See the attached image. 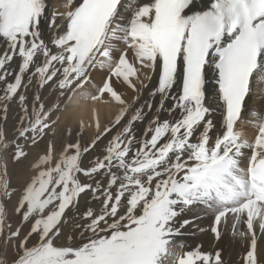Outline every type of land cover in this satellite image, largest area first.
<instances>
[{
    "label": "snow or ice",
    "instance_id": "6c2138e0",
    "mask_svg": "<svg viewBox=\"0 0 264 264\" xmlns=\"http://www.w3.org/2000/svg\"><path fill=\"white\" fill-rule=\"evenodd\" d=\"M63 6L67 11L49 13L47 0H0L6 45L0 113L6 123L12 102L20 112L11 135L0 127V264H225L220 251L189 248L179 239L193 223L179 217L193 206L211 214L217 240L229 226L249 238L242 264H261L264 113L250 112L257 128L252 141L236 126L253 78L264 81V0H131L127 15L124 0H66ZM14 58L17 70L10 72ZM96 70H106L98 85ZM143 70L156 83L140 104L133 80L147 88ZM114 78L138 92L131 104ZM89 84L96 91L85 98L119 105L113 121L101 132L97 119L86 146L79 139L83 122L75 142L58 150L49 140L30 164L34 174L14 188L6 154L14 164L26 159L28 148L54 132L63 100ZM33 86L54 87L57 102L45 103L39 93L30 101ZM105 136L102 153L85 165L82 157ZM82 196L99 209L88 207L73 221L76 231L57 244Z\"/></svg>",
    "mask_w": 264,
    "mask_h": 264
},
{
    "label": "bare ground",
    "instance_id": "6f19581e",
    "mask_svg": "<svg viewBox=\"0 0 264 264\" xmlns=\"http://www.w3.org/2000/svg\"><path fill=\"white\" fill-rule=\"evenodd\" d=\"M130 2L131 0H124L125 15H127L126 9L128 3ZM65 3L66 0H47L48 12L51 13L53 11H67V9L63 6ZM44 34L45 38L47 39L49 33L46 27L44 28ZM5 47L6 45L2 41H0V55H3ZM129 58L131 59V56ZM17 65L18 58H14L8 66V71H16ZM105 74L106 70L93 71L92 80L94 84H100ZM140 75L141 80H143L144 83L148 85V87L141 89L139 81L133 80V82H136V88L139 90V93H142L140 97V104H143L144 101L149 98L148 94L151 91L152 87L155 85L156 79L153 78L152 81L146 79L147 75H151L148 70H143ZM8 79L12 80V76H9ZM113 85L116 90L123 95L124 99L130 104L132 103L133 98L138 95V92H133L132 89H130L126 84H124L122 81H117L115 78L113 79ZM206 87L208 89L209 94H211L214 90V84L209 83ZM95 91L96 88L94 87V85L89 84L81 91L80 94H74L71 100H63V103L61 104V110L55 113V115L53 116V119H56V116H59V122L56 125L54 132H50L53 139H57L56 141H58L59 139L62 142L61 145L64 143H69V135L66 134V137L60 136V134L65 135V130L67 128H71L72 132L74 130L78 132L79 125L81 122H83L84 129L79 139L81 144L84 143L86 145L89 144L93 139L94 135L97 134L95 128V123L97 119L99 120L101 132L103 131L106 125H109L113 121L119 108V105H116L114 102L97 103L85 98L88 94L95 93ZM37 93L42 96L45 103L49 104L57 102V97L59 95L54 87L46 86L44 89H38L33 86L27 89V95L30 101L32 97L35 96ZM0 94H2V91H0ZM158 99V97L154 98L156 103H158ZM107 100L108 98L105 97V101ZM138 106L139 104L134 105V107ZM252 110H257L261 113H264V81H258L257 78L252 81V92L247 100L246 110L243 113L241 121L236 126L237 130L242 133V138L249 141H252L257 133V128L255 126V118L250 115V112ZM19 114L20 112L17 103H10L8 110V120L6 123L2 118V113H0V127H4L6 131L11 135L12 133L9 130L11 129V126L13 129V125L17 122ZM130 114L131 113H129V115ZM215 119L217 121L220 119L219 113L215 114ZM136 128L137 132L141 131V126L139 124L136 126ZM213 135H215V133H213ZM76 138L77 136L74 137V142ZM108 139H110V136L103 137L102 140L97 143V147L90 153L92 154L96 151L103 149V144H106ZM39 145L40 143H38V145L35 147H30L28 149L30 150L29 157L22 160L16 165L17 180H25L26 178L34 174L30 170V164L34 161L37 152L40 151V148L42 147V145ZM57 149L59 150V148ZM245 152L247 154L248 150L246 149ZM5 158L9 159L8 172L12 177L14 163H11L10 156L8 154H6ZM86 158L87 154L82 157L85 165H87ZM83 198L84 196L81 197V200ZM80 203H82V201H80ZM72 212L73 210L68 213V222L73 219L74 215L72 214ZM183 219H189L193 221L191 225H189L183 230L185 235L180 237V240H182L187 247L195 248L199 245L201 246V250L204 252L214 253L215 251H220L225 264H242L244 250L247 251L249 238H241L238 233L236 235H233L232 230L229 226L228 228L221 229V237L219 240H217L210 231L212 216L210 213L206 214L201 206H193L191 210H186L185 212H183L179 217V220ZM68 222H66V224ZM200 228L205 229V231H199ZM239 230L245 231L246 229L243 225H240ZM259 232L260 230L257 227V252L260 253L259 259L262 264H264V234H259Z\"/></svg>",
    "mask_w": 264,
    "mask_h": 264
},
{
    "label": "rangeland",
    "instance_id": "374dc122",
    "mask_svg": "<svg viewBox=\"0 0 264 264\" xmlns=\"http://www.w3.org/2000/svg\"><path fill=\"white\" fill-rule=\"evenodd\" d=\"M9 80V79H8ZM133 83H135V85H136V82H133ZM4 86V84H3V82H0V90L2 89V87ZM11 129H12V126H11ZM9 130L11 133H13V129L12 130ZM76 131L74 130L73 132H72V135L71 136H69V138H68V141L69 142H74L73 140H74V137L76 136ZM139 133V132H138ZM60 136L61 137H66V133H65V135H62V134H60ZM72 138V139H71ZM49 140H52V141H55V143H56V145H57V148H60V146H61V141L58 139V141H56L57 139H53L52 138V135H51V133L49 132V134H48V136H46L45 138H44V140L43 141H41V142H39L40 143V145L39 146H41L42 145V147L40 148V151H38L37 152V154H42L43 153V151H44V148H45V145L47 144V142L49 141ZM87 145V144H86ZM84 143H82V146H86ZM104 146L106 145V144H103ZM104 148V147H103ZM29 149V148H28ZM27 149V151H28V153H29V155H30V150H28ZM103 151V149H101V150H99V151H96V152H94V153H88L87 154V158H86V163L88 164L89 163V161L93 158V157H95V156H98V155H100L101 154V152ZM9 152H11V149H9ZM29 155H28V157H29ZM37 156V155H36ZM89 156V157H88ZM27 157V158H28ZM16 165L17 164H14V167H13V171H12V177H11V183H12V186L14 187V188H17V189H19L20 188V186L23 184V182L27 179H25V180H22V181H19V180H17L16 179ZM14 179V180H13ZM21 184V185H20ZM17 195H19V191H17ZM80 201H82V203H79V207L78 208H76V209H73V212H72V214L74 215L73 216V219L71 220V221H69L66 225H65V227H64V229H63V234L62 235H60V237H59V239L56 241V243L57 244H61V243H63L65 240H66V236L67 235H71V234H73L76 230H75V224L73 223V221H77L78 220V218H79V216L88 208V207H92L94 210H98L99 209V207H100V205H99V203L98 202H96V201H93V200H91V197L90 196H84V198L81 200L80 199ZM15 203H16V196H13L12 197V200H11V202L8 204V211H9V213H11L12 212V209H13V205H15ZM78 215V216H77ZM12 219H13V221L14 222H18L19 221V217L18 216H13L12 217ZM71 222V223H70ZM28 231V227H27V225H25L24 226V233H22V235L23 234H26V232ZM65 231V232H64ZM259 234H261V232H259ZM180 239V238H179ZM245 239H248L247 237L245 238ZM33 242H35V238H33ZM9 252H11V249H9ZM246 254V251L244 250V255ZM260 255V253L258 252V256ZM261 264H262V262H261Z\"/></svg>",
    "mask_w": 264,
    "mask_h": 264
}]
</instances>
